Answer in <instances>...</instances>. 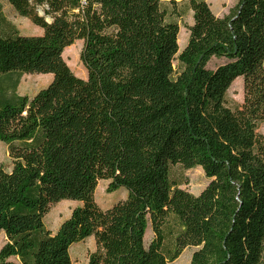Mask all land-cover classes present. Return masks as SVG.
I'll return each mask as SVG.
<instances>
[{
	"label": "trees",
	"instance_id": "16d2710c",
	"mask_svg": "<svg viewBox=\"0 0 264 264\" xmlns=\"http://www.w3.org/2000/svg\"><path fill=\"white\" fill-rule=\"evenodd\" d=\"M4 1L43 33L21 34L0 10V76L53 78L32 97L0 92L12 162L0 167V264H72L71 245L90 236L86 264H167L188 246L190 264H264V0L224 16L190 0L181 51L161 0ZM77 40L86 78L63 57ZM213 58L226 62L210 68ZM240 76L233 108L226 93ZM177 165L201 167L209 183L181 188ZM102 179L126 198L101 208ZM62 199L82 204L52 232L44 217Z\"/></svg>",
	"mask_w": 264,
	"mask_h": 264
},
{
	"label": "rangeland",
	"instance_id": "374dc122",
	"mask_svg": "<svg viewBox=\"0 0 264 264\" xmlns=\"http://www.w3.org/2000/svg\"><path fill=\"white\" fill-rule=\"evenodd\" d=\"M164 4L169 6L172 12V18L179 23L180 31L178 34L179 51H181L187 44L189 38L188 25L193 24V10L191 8L190 0H161ZM210 5L212 11L217 16H224L232 12L238 0H206ZM175 5V7H173ZM1 13L5 16L4 23H11L18 32L24 35L42 34L43 30L40 26L33 24L27 18L20 16L15 9L7 3V1H0ZM0 29L4 30L5 26ZM83 41L77 40L72 45L66 47L63 51V57L72 71L80 77H87V70L81 60V51ZM226 62L225 59L213 58L208 67L216 68L218 65ZM177 60L174 65L177 66ZM51 73H18L3 74L0 76V92H4L7 96L12 95H28L32 97L40 89L46 87L52 80ZM227 104L231 107H236L244 100V83L243 77L240 76L234 80L226 93ZM258 132L264 134V121L259 124ZM12 165L8 153V147L5 142L0 141V167L10 169ZM173 177L180 181L181 188L198 195L209 183L204 170L201 167H194L185 169L177 165L172 168ZM109 180L102 179L95 190V200L101 208H107L117 201L126 198L127 191L124 188H119L113 192L108 191ZM82 203L79 200L62 199L59 202L51 205L49 211L44 217L45 226L52 232H56L61 223L70 216L73 208ZM154 232L149 224L145 234V246L148 247ZM7 236L4 231L0 232V248L7 242ZM171 243V240L168 241ZM198 247L188 246L174 261L167 264H190L192 255ZM96 250V241L93 236L87 237L82 241L75 242L70 247V254L72 264H86L89 255Z\"/></svg>",
	"mask_w": 264,
	"mask_h": 264
}]
</instances>
